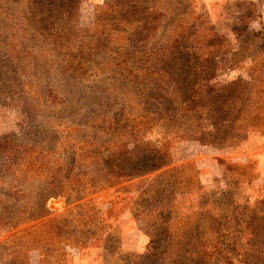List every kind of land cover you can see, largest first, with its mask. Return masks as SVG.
Wrapping results in <instances>:
<instances>
[{"label":"rangeland","instance_id":"374dc122","mask_svg":"<svg viewBox=\"0 0 264 264\" xmlns=\"http://www.w3.org/2000/svg\"><path fill=\"white\" fill-rule=\"evenodd\" d=\"M0 264H264V0H0Z\"/></svg>","mask_w":264,"mask_h":264},{"label":"trees","instance_id":"16d2710c","mask_svg":"<svg viewBox=\"0 0 264 264\" xmlns=\"http://www.w3.org/2000/svg\"><path fill=\"white\" fill-rule=\"evenodd\" d=\"M194 97H195V95H191V96H188L185 100H186V101H191ZM201 98H202V96L199 97V98H197L196 103L200 104L199 99H201ZM161 148H162V147H161ZM132 167H133V166H132ZM155 167H156V166H155ZM119 176H120L121 178H124V177H129V174L126 172V170H125L124 168H121V172H120Z\"/></svg>","mask_w":264,"mask_h":264}]
</instances>
